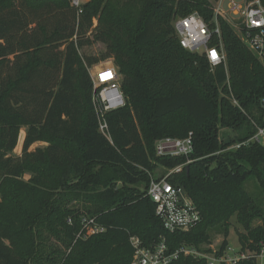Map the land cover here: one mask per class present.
<instances>
[{
  "label": "trees",
  "instance_id": "obj_1",
  "mask_svg": "<svg viewBox=\"0 0 264 264\" xmlns=\"http://www.w3.org/2000/svg\"><path fill=\"white\" fill-rule=\"evenodd\" d=\"M217 1L88 0L78 20L69 0H0V264H132V237L199 252L217 228L225 236L220 256L234 217L242 251L264 249V198L247 189L256 181L264 196V145L234 148L255 136L253 121L263 124L264 64L220 20L228 74L212 71L181 47L174 28L193 13L214 26ZM97 43L107 47L103 56L81 54ZM109 59L127 103L106 114V137L88 69ZM228 76L239 106L226 97ZM222 130L235 136L224 140ZM190 135L189 157L157 156L160 140ZM39 143L46 146L31 151ZM180 166L169 181L185 189L202 220L171 233L147 192L160 167ZM83 217L106 231L77 239ZM172 264L208 262L181 255Z\"/></svg>",
  "mask_w": 264,
  "mask_h": 264
},
{
  "label": "built area",
  "instance_id": "obj_2",
  "mask_svg": "<svg viewBox=\"0 0 264 264\" xmlns=\"http://www.w3.org/2000/svg\"><path fill=\"white\" fill-rule=\"evenodd\" d=\"M71 8L77 14L78 20L85 12L88 0H69ZM225 6L227 7L225 9ZM214 26L207 24L203 18L193 13L188 17L177 18L174 21L176 36L181 47L191 53L204 56L209 62L212 71L224 67L228 74L227 55L224 49L219 21L223 20L231 25L240 40L264 64V3L263 0H218L213 7ZM94 85V107L99 121V131L109 137V127L106 114L126 106V97L121 90L122 77L114 65L103 64L98 68H89ZM93 70V71H92ZM227 84L230 93L226 95L234 106L239 103L230 88L228 76ZM263 124L253 121L257 128L255 136L247 143L237 144L239 149L250 142L264 145V99L261 100ZM194 152V141L190 135L186 139L167 138L156 144L158 157H189ZM183 166L174 170H167L158 178L151 175V183L147 195L156 204V214L164 225L165 230L171 233L189 232L197 227L201 220V213L189 198L185 189L175 186L169 178L183 170ZM71 221V220H70ZM71 223V222H70ZM82 231L78 238L87 239L93 235L106 231L95 218H82ZM131 245L134 249L132 264H172L181 255L205 258L208 264H238L244 260L255 259L258 264H264V249L261 252L242 251L240 248L227 247L224 253L201 255L188 246H182L179 251L172 253L163 238L160 242L147 247L137 238L132 237Z\"/></svg>",
  "mask_w": 264,
  "mask_h": 264
},
{
  "label": "rangeland",
  "instance_id": "obj_3",
  "mask_svg": "<svg viewBox=\"0 0 264 264\" xmlns=\"http://www.w3.org/2000/svg\"><path fill=\"white\" fill-rule=\"evenodd\" d=\"M226 8L227 7L225 6V9ZM106 51H107L106 45H104L102 43H97L91 47L83 48L81 50V54L84 57H101L106 53ZM101 63H108V64L114 65L113 59H109V60L103 61ZM101 63H99V64H101ZM26 132H27V129H22V131L20 133L19 145L16 148V150L13 152V155L16 157H19L22 155L23 144H24ZM228 134L230 135V137L235 136V133L232 131L222 130L221 131L222 139L226 140L225 137ZM45 146L46 145L42 144V143L35 144L34 146L31 147V151H34L37 148H43ZM164 172H166V171H164V168L160 167L155 173V178H158L161 175V173L163 175ZM25 178L28 180L30 178V176L26 175ZM247 189L259 203L263 202L264 196L262 194V189L260 188L259 183H257L256 181H252L250 183V185L247 186ZM231 224H232V226L230 228L229 236L227 238L228 247L235 248L236 250H239L241 248L240 243H239V233H244V229L238 224L235 217L232 219ZM258 224L259 223L257 222L256 225H258ZM210 234H211L212 244L206 245V246L204 245L202 247V251H199V254H201V255H207L208 254L203 250H210L212 253H217L219 251V249L221 248L223 242L225 241V236H224L221 228L214 229L213 231H211Z\"/></svg>",
  "mask_w": 264,
  "mask_h": 264
},
{
  "label": "crops",
  "instance_id": "obj_4",
  "mask_svg": "<svg viewBox=\"0 0 264 264\" xmlns=\"http://www.w3.org/2000/svg\"><path fill=\"white\" fill-rule=\"evenodd\" d=\"M103 64H108V63H101V64H98V65H96V66H93L92 68H98L99 66H101V65H103ZM110 65H112V64H110Z\"/></svg>",
  "mask_w": 264,
  "mask_h": 264
}]
</instances>
